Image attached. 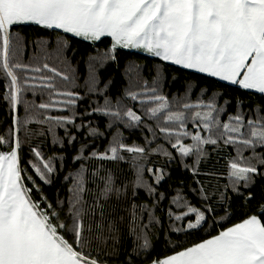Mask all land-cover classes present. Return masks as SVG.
Wrapping results in <instances>:
<instances>
[{"label": "snow or ice", "instance_id": "snow-or-ice-1", "mask_svg": "<svg viewBox=\"0 0 264 264\" xmlns=\"http://www.w3.org/2000/svg\"><path fill=\"white\" fill-rule=\"evenodd\" d=\"M22 26L54 34L63 69L48 62L43 37L34 46L45 54L21 59ZM72 38L93 46L110 38L108 49L90 55L85 80L89 99L98 95L103 103L83 112L66 55ZM118 50L162 63L147 80L129 65L137 76L113 102L98 73L117 62ZM165 65L260 100L246 106L242 97L216 92L191 103L190 82L170 100L162 91ZM0 86L11 117L0 133V264H264V0H0ZM228 106L241 110L222 121ZM94 115L109 118L110 129L139 131L143 141L127 143L119 127L102 132ZM105 135L111 139L98 150L94 142ZM213 153L216 163L225 160L224 172L209 164ZM173 165L190 183L181 180L169 194L163 186ZM58 179L67 192L61 198L57 189L50 200L44 186ZM257 187L262 194L252 207ZM233 198L242 202L239 222L190 246L170 239L214 229L213 204L228 219ZM125 233L130 250L122 249ZM160 237L179 250L153 258Z\"/></svg>", "mask_w": 264, "mask_h": 264}, {"label": "trees", "instance_id": "trees-1", "mask_svg": "<svg viewBox=\"0 0 264 264\" xmlns=\"http://www.w3.org/2000/svg\"><path fill=\"white\" fill-rule=\"evenodd\" d=\"M26 38V47L24 52L21 55V59L25 62L31 60L34 56H42L45 53L41 52L34 46V42L39 38L43 37L46 40H49V47L47 50V54L49 55V63L54 64L57 67L63 69V65L59 64L56 59V41L54 38V34L40 30L35 26H22L19 29ZM71 51L67 52L66 55L71 60L72 67L76 70V85L77 90L84 96V99L79 103V111L83 112L85 108H87L90 104L103 103V98L98 95H92L89 99V95L86 91L85 80L88 74V61L90 55H97L98 53H103L106 49L110 47V38H105L101 42H98L95 46L89 44L88 42L82 41L78 38L71 39ZM158 58L148 57L141 52L130 51V50H118V60L115 63H108L103 68L99 69V78L101 82H108V94L110 98H118L123 94V91L129 84V76L133 79L136 78L137 73L132 70L131 72H127L129 65H137L142 71L139 73L145 80L149 78L152 74L153 69L156 65L161 64ZM166 73L168 74V79L166 81V85L163 86L162 91L165 95L169 97V99H173L176 97H181L185 94V85L187 83H191L194 87L191 89V92L188 94V100L191 103H196L198 101L204 100L206 101L208 96L212 95L216 92L224 93L225 97L235 99L236 97H242L245 100V105H253L254 102L260 100V94H246L243 90H239L235 87H221L223 82H219L215 80V78H208L203 74L193 73L188 70L179 69L178 66L174 65H165ZM175 77V79H173ZM198 85L199 87H195ZM202 89L207 90L202 94ZM2 86H0V91H2ZM135 110L140 111L139 104L132 102ZM218 104L223 106V101L218 100ZM241 109L235 108L233 106H228L226 108V114H221V119L226 120L227 115L234 114L235 111H240ZM244 111H248V108L245 107ZM23 115V112H21ZM93 126H98L102 132H113L115 134V128L119 127V131L124 133L126 142L131 144L133 142L141 143L143 141V136L137 130H129L123 128V126H114L113 128H108L109 118L101 117L99 115H94L89 117ZM11 124V117L8 113V109L5 104L0 101V133H7V130ZM189 130H193L192 124H188ZM132 132L129 135V132ZM63 135V132H60ZM111 139L110 136L105 135V137L96 139L94 144L98 150H103V148L107 145V141ZM36 142V139H33V143ZM91 146V142H90ZM51 147H45V152H50ZM231 151V150H229ZM226 156L227 154H222ZM25 158H27V151H25ZM216 154L213 153L212 160L209 161L210 165H215V168L220 172L225 171V160L220 159L219 163H216ZM158 163H163L162 160L158 161ZM88 167H92L90 163ZM203 167V165H202ZM64 173H62L63 175ZM183 180L185 183H190L188 176L180 169L176 168L175 165L172 166L171 180L168 183L164 184V190H167L169 194H171L172 190L175 189V186ZM223 183V181L221 182ZM171 185V188L169 187ZM31 186V185H29ZM57 189H63L59 195L61 198L66 194L67 189L63 187V181L58 179L56 184L53 186H44V191L50 200H55L58 195ZM262 188L257 187L255 190V199L252 202V207H255L256 200L261 198ZM33 197L35 199H39V196L33 192ZM192 200L193 204H197L198 201L196 198L189 197ZM241 201L233 198L232 207L235 211L228 219H221V217L225 216V213L220 210V206L218 204H213L216 208L217 215L215 216V228L207 229L205 231L199 232L198 234L188 236L186 234H180L179 240H176V235L172 234L170 239L175 240L178 245H188L191 243L198 242L201 238H205L208 236L209 232L215 234L216 231L221 229V226L228 227L233 223L239 222L244 215V211L241 208ZM209 223H213L212 220ZM132 245L125 233L124 239L122 240V249L127 248L131 249ZM179 248H173L164 237H160L154 244V248L152 250V257L156 258H164L167 255H172Z\"/></svg>", "mask_w": 264, "mask_h": 264}, {"label": "rangeland", "instance_id": "rangeland-1", "mask_svg": "<svg viewBox=\"0 0 264 264\" xmlns=\"http://www.w3.org/2000/svg\"><path fill=\"white\" fill-rule=\"evenodd\" d=\"M130 51H136V50H130ZM137 52V51H136Z\"/></svg>", "mask_w": 264, "mask_h": 264}]
</instances>
